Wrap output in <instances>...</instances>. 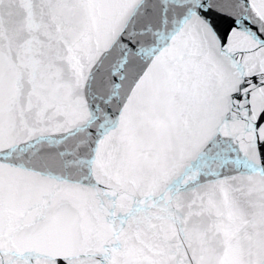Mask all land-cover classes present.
Masks as SVG:
<instances>
[{
	"label": "snow or ice",
	"instance_id": "snow-or-ice-1",
	"mask_svg": "<svg viewBox=\"0 0 264 264\" xmlns=\"http://www.w3.org/2000/svg\"><path fill=\"white\" fill-rule=\"evenodd\" d=\"M0 264H264V0H0Z\"/></svg>",
	"mask_w": 264,
	"mask_h": 264
}]
</instances>
